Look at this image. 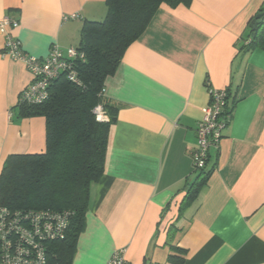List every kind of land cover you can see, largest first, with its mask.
<instances>
[{
    "label": "crops",
    "instance_id": "obj_1",
    "mask_svg": "<svg viewBox=\"0 0 264 264\" xmlns=\"http://www.w3.org/2000/svg\"><path fill=\"white\" fill-rule=\"evenodd\" d=\"M264 0L163 5L106 80L119 108L105 171L90 189L86 226L71 264H264V48L243 52ZM106 0H0V175L12 154L46 151V120L17 108L32 76L4 55L7 34L32 56L78 47L86 21H103ZM80 13L82 19L65 21ZM209 87L229 91L231 120L214 170L181 211L197 176L191 151ZM174 256V261L169 257Z\"/></svg>",
    "mask_w": 264,
    "mask_h": 264
},
{
    "label": "trees",
    "instance_id": "obj_2",
    "mask_svg": "<svg viewBox=\"0 0 264 264\" xmlns=\"http://www.w3.org/2000/svg\"><path fill=\"white\" fill-rule=\"evenodd\" d=\"M106 2L108 12L103 21L84 22L78 46L85 54L77 64L79 83L61 77L52 84L44 104L17 105L22 116L45 118L46 151L10 155L0 175V206L74 212L66 239L50 249L49 264H71L86 226L91 186L104 175L110 131L119 112L106 99V80L117 72L128 48L145 33L163 5L190 6L193 0ZM260 13L264 15V7ZM242 48L245 53L264 48V20L256 29L249 27ZM98 105L107 122L97 120L94 110ZM210 161L205 168L195 170L197 176L189 185L181 211L195 202L207 185L214 170ZM174 259L170 256L168 260Z\"/></svg>",
    "mask_w": 264,
    "mask_h": 264
},
{
    "label": "built area",
    "instance_id": "obj_3",
    "mask_svg": "<svg viewBox=\"0 0 264 264\" xmlns=\"http://www.w3.org/2000/svg\"><path fill=\"white\" fill-rule=\"evenodd\" d=\"M82 19L80 13L65 16L64 20ZM1 27L17 28L18 21L4 18ZM4 55L23 63L32 76L22 91L18 105L38 106L50 98L52 84L61 77L79 83L77 64L85 54L78 47L62 49L53 45L46 57L32 56L24 51L20 41L7 34ZM209 103L196 130V145L191 151L194 170H201L211 159V150L218 149L231 120L227 89L209 87ZM97 120L109 119L98 105ZM74 212L54 209H10L0 206V264H49L52 245L67 237ZM127 249H116L106 264H127Z\"/></svg>",
    "mask_w": 264,
    "mask_h": 264
},
{
    "label": "water",
    "instance_id": "obj_4",
    "mask_svg": "<svg viewBox=\"0 0 264 264\" xmlns=\"http://www.w3.org/2000/svg\"><path fill=\"white\" fill-rule=\"evenodd\" d=\"M263 16L264 15L262 13H258L250 23V27L252 29H256L263 22Z\"/></svg>",
    "mask_w": 264,
    "mask_h": 264
}]
</instances>
